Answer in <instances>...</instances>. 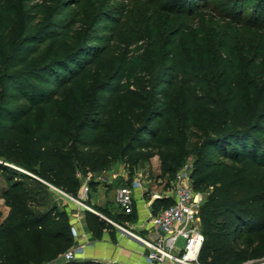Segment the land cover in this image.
<instances>
[{"label":"trees","instance_id":"1","mask_svg":"<svg viewBox=\"0 0 264 264\" xmlns=\"http://www.w3.org/2000/svg\"><path fill=\"white\" fill-rule=\"evenodd\" d=\"M41 1L0 0V145L7 143L0 157L42 180L2 167L9 180L2 198L10 212L2 222L0 214V264H105L61 258L74 248L75 236L67 210L58 205L48 184L78 198L83 187L79 168L83 175L89 165L96 172L118 158L138 163L154 157L172 178L193 157V188L211 189L200 210L205 237L200 262L246 264L264 259V192L259 186L264 175V59L257 54L248 70L234 47L226 50L222 45L220 56L204 51L202 44L192 58L179 42L184 28L172 32L176 49L167 56L160 53L161 32L148 42V64L161 65L148 80V105L139 101L145 99L142 95L124 97L129 92L126 81L137 74L135 57L127 51L125 61L115 58L119 70L97 85L88 109L77 104L63 113L59 103L67 92L79 89L92 67H108L111 56L108 48L95 47L79 34L84 15L73 12V5L47 8ZM207 6L205 0H179L171 10L196 19L205 15L202 9ZM253 25L264 31V19ZM145 41L133 39L129 46ZM122 102L130 105L134 120L105 118ZM46 109L37 122L36 115ZM11 147L20 154L9 152ZM45 152L50 159L37 171L30 162ZM96 179L89 180L92 188L99 185ZM173 202L160 199L153 208L163 211ZM94 209L115 220L102 208ZM85 220L95 239L114 229L89 210Z\"/></svg>","mask_w":264,"mask_h":264},{"label":"rangeland","instance_id":"2","mask_svg":"<svg viewBox=\"0 0 264 264\" xmlns=\"http://www.w3.org/2000/svg\"><path fill=\"white\" fill-rule=\"evenodd\" d=\"M168 1H170V4H166ZM173 1L174 4L179 2V0H159L157 2L156 0H42L41 2L47 8H53L55 4L63 5L68 3L74 6L73 12L80 11L83 13L84 18L82 17L83 23L80 25L81 29L79 34L84 35V38L87 37L86 40L90 41L95 47L101 49L108 48L111 56L109 58V62H111L109 65H112H108L106 68L103 66L104 64L92 67L81 78L79 89L73 88L67 92L66 98L59 103L60 111L69 113L73 110L74 105L77 106V104L79 105V109H88L94 103L93 100L95 98L93 96L97 85L107 81L108 76L114 75V71L119 70L118 63H114L115 58H122L125 61L128 56L127 51H131L133 57H135L134 70L137 74H135V80L126 81L129 92H126L124 97L134 99L136 98V94L142 95L145 99L139 98V101L143 105H148L151 88L148 80H151L150 76L152 74H157L161 70L160 63L152 62L148 64L147 62L148 58L151 57V47L148 45V42L153 37H157L156 35L161 32L162 45L160 53L167 56L176 49V40L172 32L175 29L184 28L179 42L190 53L192 52V58L194 57V52L198 51L201 46L205 47L204 51L219 53L222 56L224 52L222 50L225 48H222L223 45L226 46V50L234 47L233 50L237 51L244 59L243 64H247L245 69L250 70L252 68L256 61L255 58L257 59L258 57L256 56L257 54L264 59V31L258 26L253 25L255 21H260V18L264 19V0H244L243 3L237 0V2L234 1V5L229 0H205V4L207 3L208 5L207 8L204 7L202 9L205 11V15L203 16L202 13H199L197 16H202L196 19L194 17H186L185 15L173 14L171 10L174 5L171 4ZM202 2L199 1L200 4ZM161 4L164 6L163 9L160 6ZM197 10L199 12L201 9L198 8ZM241 20L247 21L248 23H241ZM82 36L79 37L80 41ZM133 39H145L147 42L145 41V43L142 42L130 47L129 45ZM199 44L202 45L200 46ZM262 81L264 82V79ZM47 111V109L41 110L36 115L37 122L42 120ZM99 116L96 114L95 118L99 120ZM108 116H111V119H115V121L118 117H123L125 120H134V112L130 105L123 102L117 106L115 113L105 114V118H109ZM94 124L93 122L92 126ZM25 143L24 140L20 141L22 145ZM6 144L2 143L0 150L7 148ZM9 152L20 154L19 148L15 147H11ZM49 159L50 154L45 152L38 161L30 162V166L40 171L41 162H47ZM104 166L96 170V172H93L89 165L86 169L87 173L83 175L79 173L83 172V169L81 170L79 168L77 170L83 186L88 184L90 196L91 192H99V189L102 188L107 191V194H109V197L113 201L112 197L116 194L117 189L125 183L132 184L136 178H142L145 191L150 192L149 198H152L153 194L167 199L171 198L170 195L175 190L179 175H188L193 186L191 177L195 168V160L193 157L183 168L177 171L173 178L160 169V160L158 157H154L150 161L141 160L138 163H130L126 158H118L110 162L109 165H106L109 167ZM2 167L23 172L29 176H38L35 172L22 168L4 157H0L1 222L10 212V207L6 206L5 199L2 198V193L7 188L9 182ZM92 177H97L96 181L99 182L100 187L97 185L92 188L89 185V180ZM259 186L262 192H264V175L259 179ZM52 191L56 202L62 206L63 200L60 197H63L64 194L62 195L54 189ZM199 193L203 197V202H205L211 193V189L202 190ZM80 197L81 195L79 193L78 199ZM88 201L89 199L87 203ZM90 207L94 208L91 205ZM116 210L117 212H121L118 208ZM161 210V207H158L156 215ZM132 221H135L134 216L131 218L123 216L122 219L115 218L113 224L115 228L120 227L122 229L125 227L131 231L128 226L131 225L130 223ZM184 243V239H180L178 246L183 247ZM200 263L204 264L203 262ZM246 264H264V259L249 261Z\"/></svg>","mask_w":264,"mask_h":264},{"label":"built area","instance_id":"3","mask_svg":"<svg viewBox=\"0 0 264 264\" xmlns=\"http://www.w3.org/2000/svg\"><path fill=\"white\" fill-rule=\"evenodd\" d=\"M41 180L40 178L36 177ZM42 181V180H41ZM52 189L64 194L77 202L85 209L94 212L102 218L110 221L87 204L90 196L88 184L82 187L81 197L73 198L71 195L48 184ZM136 190L145 192L142 178H136L131 185L122 186L116 191V203L126 215H132L136 208ZM153 199H161L162 196L152 195ZM173 204L153 215L151 222L157 229V237L149 240L138 236L125 227L124 232L135 236L147 248V258L158 264H201L200 253L205 241L204 234L200 230V210L203 203L202 195L193 188L188 175H179L175 190L173 191ZM74 231V230H73ZM184 239L183 247L178 246L179 240ZM65 261L76 258L75 250L71 249L61 256Z\"/></svg>","mask_w":264,"mask_h":264},{"label":"crops","instance_id":"4","mask_svg":"<svg viewBox=\"0 0 264 264\" xmlns=\"http://www.w3.org/2000/svg\"><path fill=\"white\" fill-rule=\"evenodd\" d=\"M98 187L100 186L98 185ZM149 193L136 190V208L132 215L123 214L116 203V194L112 197V201L107 191L102 188L99 189V192H91L88 204L102 208L114 218L122 219L123 216L127 218L134 216L135 221H132L128 228L138 236L153 240L157 237V229L151 222V218L156 215L153 208L154 202L160 199L149 198ZM170 197L173 199V193ZM60 199L63 200V207L59 203L58 205L67 210L74 230L75 246L73 249L76 259L105 264H158L147 258L148 250L140 240L124 232L120 227L115 228L113 223L114 229L111 232L107 231L101 239H95L86 224L85 212L87 209L65 195ZM116 208L122 213L117 212Z\"/></svg>","mask_w":264,"mask_h":264},{"label":"water","instance_id":"5","mask_svg":"<svg viewBox=\"0 0 264 264\" xmlns=\"http://www.w3.org/2000/svg\"><path fill=\"white\" fill-rule=\"evenodd\" d=\"M80 260L79 259H72V260H69L68 262H79ZM88 261H90V260H88Z\"/></svg>","mask_w":264,"mask_h":264}]
</instances>
